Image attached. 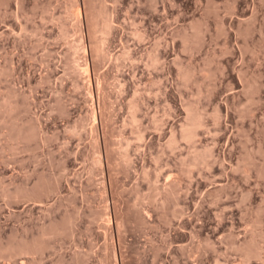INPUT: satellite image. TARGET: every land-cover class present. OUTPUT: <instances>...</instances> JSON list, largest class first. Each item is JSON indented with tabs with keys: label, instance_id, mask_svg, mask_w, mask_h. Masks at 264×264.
<instances>
[{
	"label": "rangeland",
	"instance_id": "1",
	"mask_svg": "<svg viewBox=\"0 0 264 264\" xmlns=\"http://www.w3.org/2000/svg\"><path fill=\"white\" fill-rule=\"evenodd\" d=\"M0 108V264H264V0H0Z\"/></svg>",
	"mask_w": 264,
	"mask_h": 264
},
{
	"label": "bare ground",
	"instance_id": "2",
	"mask_svg": "<svg viewBox=\"0 0 264 264\" xmlns=\"http://www.w3.org/2000/svg\"><path fill=\"white\" fill-rule=\"evenodd\" d=\"M76 13H77V12H76ZM76 15H77V14H76ZM13 106H14V105H12L11 107H10L9 105H5L4 107H3V106H2V107L5 108L6 110H5V109L3 110V108H0V109H2V110L5 111V112H6V111L8 112V110H10V109H14L15 106H14V107H13ZM15 108H16V107H15ZM7 109H8V110H7ZM0 111H1V110H0ZM12 111L14 112L15 110H12ZM10 112H11V110L9 111V113H10ZM13 112H11V116H12L13 114H15V112H14V113H13ZM5 115H6V114H5ZM7 115H9V114H7ZM7 115H6V116H7ZM15 115H16V114H15ZM15 115H14V116H15ZM6 116H5V117H6ZM11 116H10V118H11ZM16 116H17V115H16ZM7 117H9V116H7ZM6 119H7V118H5V120H6ZM18 119H19V117H18ZM8 120H9V119H8ZM14 120H15V119H14ZM20 122H21V121H20ZM19 125H20V124H19ZM20 126H21V125H20ZM21 127H22V126H21ZM20 129H21V128L19 127V129H18V135H17V138H18V139H20V138L22 137V135H24V134H22V135L20 134V132H21ZM95 129H97V127H95ZM97 130H98V129H97ZM15 133H16V132H15ZM24 137H25V136H24ZM98 137H99V136H98ZM99 143H100V142H99ZM176 182H177V181H176ZM178 182H179V181H178ZM159 185H160V184H159ZM153 186H154V185H153ZM54 187H55V186H54ZM154 187H155V186H154ZM168 188H170V184H168V186L166 187L167 191H168ZM152 189H153V187H152ZM152 189H150V191H151ZM160 189H161V187L158 189V191H159ZM164 189H165V188H164ZM166 189H165V190H166ZM154 190H155V189H154ZM152 191H153V190H152ZM152 191H151L150 195L152 194ZM163 191H164V190H163ZM172 191H173V190H172ZM33 192H34V191H33ZM33 192H32V193H33ZM147 192H148V191H147ZM147 192H146V194H147ZM154 192H155V191H154ZM154 192H153V193H154ZM156 192H157V190H156ZM161 192H162V191H161ZM161 192L159 191V194H160V195H161ZM148 193H149V192H148ZM33 194H34V193H33ZM144 194H145L144 192L142 193V192L138 191V194H137V195H139V196H141V195L145 196L146 194H145V195H144ZM155 194H158V192L155 193ZM155 194H152L151 196H153V195H155ZM163 194H164V193H163ZM168 194H169V193H168ZM146 196H147V195H146ZM146 196H145L144 198L147 199ZM148 196H149V195H148ZM163 196H164V195H163ZM157 197H158V196H157ZM141 198H142V197H141ZM149 198H151V197L149 196L148 199H149ZM152 198H154V196H153ZM165 198H166V197H165ZM24 199H25V198H24ZM136 199H138V201L141 200L140 197H139V198H136ZM148 199H147V201H145V202H148V203H149L151 199H149V201H148ZM156 199H157V198H155V200H156ZM160 199H161V198H160ZM14 200H15V199H14ZM162 200H163V199H162ZM151 201H153L152 203H154V200H151ZM139 203H140V202H139ZM141 203H143V201H142ZM149 205H150V204H149ZM161 205H162V204H161ZM146 212H147V211H146ZM51 227H52V226H51ZM49 233H50V232H49ZM29 243H30V242H29ZM35 246H36V245H35ZM245 246H246V245H245ZM31 247H32V246H31ZM31 247H30V248H31ZM23 248H24V247H23ZM36 248H37V247H36ZM26 249H27V247H26ZM32 249H33V248H32ZM244 249H245V248H244ZM22 250H23V249H22ZM33 250H34V249H33ZM35 250H36V249H35ZM40 250H41V249H40ZM245 250H246V249H245ZM26 251H27V250H25V252H26ZM253 251H254V249H253ZM253 251H252V252H253ZM17 253H18V252H17ZM246 255H248V253H247ZM254 255H255V254H254Z\"/></svg>",
	"mask_w": 264,
	"mask_h": 264
}]
</instances>
